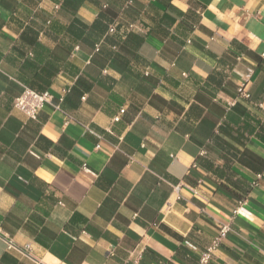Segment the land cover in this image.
<instances>
[{
  "label": "crops",
  "instance_id": "obj_1",
  "mask_svg": "<svg viewBox=\"0 0 264 264\" xmlns=\"http://www.w3.org/2000/svg\"><path fill=\"white\" fill-rule=\"evenodd\" d=\"M88 2L100 8L91 26L77 16L90 10L85 0H0V264H197L229 218L224 205L239 201V227L231 224L209 264H264V20L256 6L244 23L242 0ZM113 23L129 28L125 39L106 35ZM153 42L174 67L153 62L140 77ZM204 60L218 65L207 80L195 71ZM105 68L138 81L134 94ZM241 84L250 97L238 99ZM22 86L48 90L59 108L28 118L13 105ZM189 86L195 102L186 109ZM229 100L237 101L230 111ZM199 148L224 166L186 164ZM64 205L75 207L67 224H46Z\"/></svg>",
  "mask_w": 264,
  "mask_h": 264
},
{
  "label": "clouds",
  "instance_id": "obj_2",
  "mask_svg": "<svg viewBox=\"0 0 264 264\" xmlns=\"http://www.w3.org/2000/svg\"><path fill=\"white\" fill-rule=\"evenodd\" d=\"M172 3L175 4L176 0H172ZM253 5L256 6L255 10L258 12V17L257 19L259 20H264V0H242L241 3V15L244 19V23H247L249 17H250V13L245 15V13L247 12V9L249 7H252ZM84 6H87L88 11H84L83 6L79 9H77V16L80 18V20L88 25L91 26L95 23V21L97 20L99 13H100V8L96 7L95 5L91 4L88 2V0H85ZM55 7H58L57 5H55ZM180 7L184 10L187 11L188 8L190 7V4H181ZM51 10V9H49ZM143 19V16H141L140 18L136 19V24H139L140 21ZM177 23H179V20L177 21ZM151 26V25H149ZM147 28L144 29H140L139 30V34L143 35L145 32H147ZM252 31H254L255 29L252 28L250 29ZM129 31V28L127 27H122L119 29V31L117 30V24L113 23L112 25L108 26L106 35H113V36H119L121 39H125L126 38V33ZM41 39H43V37H41ZM261 40H264V35L261 36L260 38ZM260 40H257V43H259ZM154 44H156V42H153ZM251 47L255 48V45H250ZM229 44L227 41H224L223 44L220 46V50L216 51V57L217 60H219L220 56H221V52L228 48ZM161 51L162 49L159 47V44H156V48L154 51V54L152 57L147 59V63H144L143 66L141 67L139 74L140 77H149L152 74V69L150 67H148V65H150L153 62H158L161 64H164L165 68H168L170 71L171 69L174 67V65L171 63V58L163 56L164 58L161 59ZM261 55H264V52L261 53ZM165 60H169L168 64H165L164 61ZM87 63V62H85ZM204 65H207V67H198L195 69V71H197L199 73V75L201 77H203L204 80H207L208 76L210 75V73L214 70L218 68V65L216 63H214L211 60H204L203 61ZM238 69H240V77L238 79H242L243 81H248V76L244 75V67L242 65H238L237 66ZM251 69H248V72H250ZM102 75H111L113 77H115L116 81H118L120 83V85L122 86L123 90L128 92L130 95L134 94L135 92V84L138 81H130V80H125L122 78L123 74L119 73L117 71H114L110 68H105L102 70ZM231 78V77H230ZM79 76H77L75 79H72L69 81V85L70 87L75 86V80H78ZM70 87L68 89L65 90L64 95H67V92L70 90ZM248 87L249 89H251L253 87L252 83L249 82L248 83ZM241 92V96L238 97V99H243L245 97H250L251 93L249 91H245L243 88L240 89ZM196 93V89L193 87H188L187 92H181V94L184 96L185 99L188 100V104L185 105V108L187 109V107H189L192 103H194L195 101L191 99L192 96H194ZM219 94L217 95V97L214 99V103L215 102H219V98H220ZM262 100H264V97H261ZM237 103L236 100H229L228 104L225 106L226 110L230 111L231 108L233 106H235V104ZM253 106L255 107V103L253 104ZM259 107L264 110V103H260ZM128 108V104H124L123 107L119 108V112L118 115L115 117V119H119L120 116L125 114V110ZM154 115L159 116L158 113H154ZM110 124H113L114 121H109ZM137 120H133L132 124H136ZM220 123H223V121H220ZM199 121H195V125H198ZM132 125H129V130L131 129ZM219 128V123L217 124V130H216V134H219L218 131ZM91 131V130H89ZM45 135H48L47 132H45ZM54 142L59 140V134L55 135V136H51L50 137ZM123 139V137H121V140ZM207 143V141H206ZM193 154L190 157H186L185 158V163H191L193 166H196V162L198 160V158H206V159H211L214 162V166H220L221 168L224 166V161L222 159H220L218 156H216V154L214 152H210L207 148H199V149H195L192 150ZM245 175H247V173H244ZM137 181L140 180V177L136 178ZM252 179L255 181L256 177L253 176ZM233 180H239L238 177L233 176ZM135 187V185H134ZM259 187L262 191H264V171L260 172V178H259ZM125 199H127V197H125ZM146 203V202H145ZM231 203V202H228ZM228 203H226L224 205L225 210L229 213V218L226 221H222L225 225L227 224H233L236 227H239V224L237 223V215L240 212V208L241 205L237 204V203H231V207H228ZM100 206L99 202H97L94 205L93 211L95 210V208H98ZM64 208V211L57 214V213H53L52 217L46 219L45 223L49 224V226H58V225H63V224H67V222L71 219L73 213L75 212V207L73 205H64L62 206ZM8 209L5 208V211H7ZM244 215L248 216L249 219H251V216L248 213H244ZM257 227L261 228L262 230H264V222H260L257 223ZM225 231L228 230V228L225 226ZM241 232H244V229L241 228L240 229ZM239 235V233H238ZM251 243V241H250ZM214 246V245H213ZM260 253L261 255H264V248H260ZM207 259V257H206Z\"/></svg>",
  "mask_w": 264,
  "mask_h": 264
},
{
  "label": "built area",
  "instance_id": "obj_3",
  "mask_svg": "<svg viewBox=\"0 0 264 264\" xmlns=\"http://www.w3.org/2000/svg\"><path fill=\"white\" fill-rule=\"evenodd\" d=\"M244 89V84H241L238 88V92L241 95L240 89ZM245 90V89H244ZM62 98H60V101ZM14 107L23 112L28 118H35L37 112L45 105H50L53 108H59V104L53 102V95L48 90L38 92L27 86H22V90L18 96L14 99ZM115 119V118H114ZM118 120V119H115ZM238 204H242L239 201ZM225 226L228 228L225 231ZM231 230V224L225 225L222 221L218 224L217 234L213 237L210 244L201 251L197 264H209L212 260L214 251L227 237L228 232ZM214 245V246H213ZM7 247L9 249L18 250L24 254H28L30 251V245L26 244L23 247L16 246L13 242L7 241ZM207 257V259H206Z\"/></svg>",
  "mask_w": 264,
  "mask_h": 264
}]
</instances>
